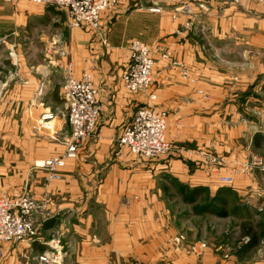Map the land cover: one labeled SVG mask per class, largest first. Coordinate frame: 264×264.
Masks as SVG:
<instances>
[{"label": "rangeland", "instance_id": "obj_1", "mask_svg": "<svg viewBox=\"0 0 264 264\" xmlns=\"http://www.w3.org/2000/svg\"><path fill=\"white\" fill-rule=\"evenodd\" d=\"M156 1L160 3L159 8L146 10L141 0H116V5L102 15L99 31L92 33L99 38L102 49L107 48L110 45L108 34L117 24L120 32L127 31L128 35L133 36L129 39L128 50L131 41L144 42L139 37L141 25L147 22L154 28L161 23L160 16L170 18V15L176 14V17L188 18V22L182 26L187 32L192 31L195 46L203 55L206 53L208 58L202 56V65L206 63L212 67L213 73L209 76L212 82L205 84L203 80L207 77L200 76L198 63L194 71L183 59L176 57L173 50L159 44L151 49L155 67L152 87L156 77V58L159 56L166 69L177 70L183 81L191 84L199 95L200 113L206 118L202 121L203 136L208 135L200 143L202 146L197 142L179 145L185 158L187 156L188 165L202 172L205 182L185 186L173 184L169 187L171 195H174L175 215L171 258L172 261L176 258V262L172 264H264V259L255 260L256 257H253L264 253V216L260 212L264 210L263 204H260L264 190V51L247 48L252 37L256 45L254 35L245 36V52L233 51L237 48L234 30L231 31L235 29L238 13L244 17V24L247 22L245 14L249 13L250 8L260 16L259 23L264 22V6L258 0ZM246 1L251 5L244 10ZM9 7L16 9L18 24L11 33L9 24L7 27L4 21L0 24V198L17 190L33 194L31 186L38 181L35 175L41 170L34 166L35 162L50 156L58 157L56 150L60 144L63 145L65 138L63 135L57 140L50 137L42 138L41 142L38 140L41 133L34 127L32 116H26L24 100L15 95L16 91L27 89L20 76V66L31 64L36 69V66L47 63L53 70L49 77L48 74L42 76L43 80L35 91L38 97L50 85V77L55 80V89L61 91L65 73L62 62L74 59L73 32L76 31L69 26L65 13L54 6L27 2ZM144 11L150 15H145ZM202 11L205 16L208 14L209 20L203 22ZM133 14L140 16L134 17L133 25L128 24L123 28L121 23ZM224 17L232 37L220 39L226 43L221 44L217 30L222 24L216 23ZM258 26L264 28V24ZM151 34L154 35V32ZM61 51L68 53L67 59L59 54ZM91 53V57L96 55V52ZM180 66L185 67L186 77ZM56 79L61 83L58 84ZM209 93L212 99L208 97ZM61 101L63 111L60 116H65L63 98ZM149 106L157 109L150 104L143 107ZM31 122L34 125L27 124ZM45 124L41 122L39 125L43 129L40 132L50 135L44 132ZM168 127L169 119L167 141L169 146L174 147L168 140ZM209 135L213 137L209 138ZM41 136L44 137L43 134ZM248 178L252 185L245 183ZM185 196L194 198L187 203Z\"/></svg>", "mask_w": 264, "mask_h": 264}, {"label": "crops", "instance_id": "obj_2", "mask_svg": "<svg viewBox=\"0 0 264 264\" xmlns=\"http://www.w3.org/2000/svg\"><path fill=\"white\" fill-rule=\"evenodd\" d=\"M250 5L251 3L246 1L244 10ZM4 10H7L8 15ZM195 10L200 12L199 8ZM250 10L245 14L248 17L247 22L244 24V17L238 13L235 29H231L235 33V52H245V36L253 35L257 43L254 45L252 37L250 47L247 48L252 51H264V28L258 26L264 22L259 23L260 16L251 8ZM143 13L150 15L147 11ZM136 15L125 18L121 23L122 27L133 25ZM160 17L161 23L154 28L147 22L141 25L140 39L151 48L159 44L173 50L176 57L183 59L191 70L195 71L198 63L200 76L207 77L206 80L201 79L205 84L211 83L212 78L209 76H212V67L201 63V58L205 57L206 53L203 55L195 46L192 31L187 32L183 27L188 18L176 17V14L169 16L172 19L167 16ZM202 17L203 22L209 20L208 14L205 16L203 11ZM17 19L16 9L0 0V24L3 21L5 27L9 24L11 33L13 27H17ZM199 23L200 20L197 21L196 27ZM217 24H222L219 31L217 30L219 40L227 36L232 37V32L226 28L225 17L220 18ZM118 29L117 24H114L108 34L110 45L104 49L99 38L93 33H84L82 29L77 28L73 32L75 49L72 51L74 59L71 61L74 64L75 76L78 78L86 72L91 73L98 89L101 112L96 135L80 147L77 158L66 161L60 180H48V174L44 170L37 172L35 178L38 181L31 186L32 195L39 203L46 204V208L40 210L36 216L37 236L32 241L3 244L0 264H25V254L35 257L51 249L55 252L59 264L176 262V258L173 261L171 258L175 215L174 195H171L169 187L173 184L185 186L193 182H205L204 174L188 165L187 156L185 158L179 145L197 142V145L202 146L200 143L208 136H203L202 129V121L206 118L200 113L201 100L194 92V87L184 82L177 70L166 69L159 56L156 58L155 84L151 91L133 95L123 89L121 77L129 61L127 45L133 36ZM220 42L226 44L224 41ZM91 52H96V55L91 57ZM62 63L65 68L66 61L63 60ZM20 67V76L27 89L16 91L15 95L24 100V107L27 106L24 112L27 117L32 116L35 125L32 122L27 124H33L39 134H43L44 137L40 134L38 140L41 142L42 138L50 137L53 140L55 135H70L66 117L60 116L63 111L62 88L61 91L56 90L53 85L55 80L50 77V85H47L43 95L38 97L35 94L38 84L43 80L42 76L48 74L49 77V74L53 73L51 67L47 63L45 66H36V69L31 64ZM150 95L155 96L157 100L151 101ZM208 97H211L210 93ZM148 104L170 114L168 140L174 147L172 146L167 158L148 160L135 157L119 148L116 143L132 121L135 112ZM47 113L52 114L54 118L49 122L52 129H44V132L50 135L40 132L43 129L39 127L43 122L42 117ZM212 137L209 135V138ZM65 152V146L60 144L56 155L63 156ZM245 181L246 184L252 185L249 178ZM262 191L260 204L264 207V190ZM260 212L264 216V210ZM261 255L264 257V253L253 257H256L255 260H263Z\"/></svg>", "mask_w": 264, "mask_h": 264}, {"label": "built area", "instance_id": "obj_3", "mask_svg": "<svg viewBox=\"0 0 264 264\" xmlns=\"http://www.w3.org/2000/svg\"><path fill=\"white\" fill-rule=\"evenodd\" d=\"M12 6L17 3H31L38 6H54L65 13L69 26L92 33L99 31L102 15L116 4V0H2ZM264 6V0H258ZM99 33V32H98ZM103 36V35H102ZM106 39L104 44H106ZM144 42L131 41L129 61L121 77L123 89L130 94L146 93L152 87L154 74L153 51ZM65 59L68 53L59 52ZM182 72L184 66H180ZM64 81L62 83V98L65 106V117L69 125L70 135L65 136L63 146L66 152L63 156L50 157L35 163L37 169L48 174V180H60L62 171L68 159H75L80 147L96 135V128L101 112L98 100V89L93 82L91 73L86 72L81 77L75 76L71 61L65 63ZM186 77V72H184ZM150 99L156 100L151 96ZM132 121L123 130L117 140L119 148L129 155L151 160L161 155H169L172 147L167 141V124L169 115L164 110L153 107H143L135 112ZM43 128L51 130L53 115L45 114ZM59 136H53L57 140ZM232 180V179H229ZM46 208L45 203H39L27 191H16L9 196L0 198V251L3 244L32 241L37 236L35 216ZM55 252L44 251L38 256H24L25 264H59ZM112 264V263H106Z\"/></svg>", "mask_w": 264, "mask_h": 264}, {"label": "water", "instance_id": "obj_4", "mask_svg": "<svg viewBox=\"0 0 264 264\" xmlns=\"http://www.w3.org/2000/svg\"><path fill=\"white\" fill-rule=\"evenodd\" d=\"M141 3H143V7L146 10H156L157 8L160 7V3L157 2L156 0H141Z\"/></svg>", "mask_w": 264, "mask_h": 264}, {"label": "trees", "instance_id": "obj_5", "mask_svg": "<svg viewBox=\"0 0 264 264\" xmlns=\"http://www.w3.org/2000/svg\"><path fill=\"white\" fill-rule=\"evenodd\" d=\"M180 192H181V193H182V192L184 193V191H183V190H181ZM193 198H194V197H193ZM193 198L191 199V198H189V197L185 196V198H184L185 200H184V201H185V202H187V203H190V201H192V200H193Z\"/></svg>", "mask_w": 264, "mask_h": 264}]
</instances>
